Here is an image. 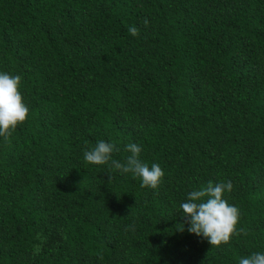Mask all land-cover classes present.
<instances>
[{"label":"trees","instance_id":"obj_1","mask_svg":"<svg viewBox=\"0 0 264 264\" xmlns=\"http://www.w3.org/2000/svg\"><path fill=\"white\" fill-rule=\"evenodd\" d=\"M0 71L22 77L29 108L0 139V264H237L264 251V0H0ZM101 139L122 162L141 145L164 171L158 189L85 163ZM226 180L242 231L211 246L179 203Z\"/></svg>","mask_w":264,"mask_h":264},{"label":"clouds","instance_id":"obj_2","mask_svg":"<svg viewBox=\"0 0 264 264\" xmlns=\"http://www.w3.org/2000/svg\"><path fill=\"white\" fill-rule=\"evenodd\" d=\"M144 23L147 25L148 20L145 19ZM128 32L131 36L138 35L135 26H129ZM21 80L18 74L0 71V139L7 140L28 117L29 108L19 90ZM117 151L119 148L115 143L101 139L93 146H85L83 161L92 165H107L110 171L119 174L132 173L139 178L140 187L158 189L164 171L158 163L149 165L141 159V145L135 142L125 145L128 155L123 162L113 158V153ZM232 190V181L226 180L216 184L209 181L206 186L189 191L179 203V212L188 221L187 231L217 247L228 243L233 235L242 231L237 228L239 209L224 198ZM237 264H264V251L240 256Z\"/></svg>","mask_w":264,"mask_h":264}]
</instances>
